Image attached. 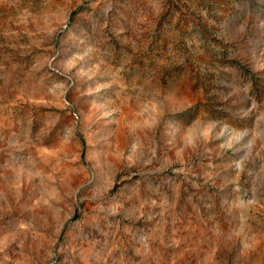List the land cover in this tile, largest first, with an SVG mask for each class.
<instances>
[{"label": "rangeland", "instance_id": "rangeland-1", "mask_svg": "<svg viewBox=\"0 0 264 264\" xmlns=\"http://www.w3.org/2000/svg\"><path fill=\"white\" fill-rule=\"evenodd\" d=\"M0 264H264V0H0Z\"/></svg>", "mask_w": 264, "mask_h": 264}]
</instances>
